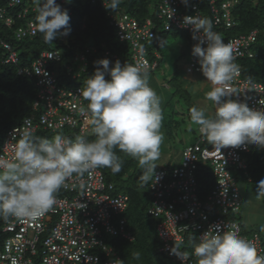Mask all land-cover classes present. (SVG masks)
I'll return each mask as SVG.
<instances>
[{
    "label": "built area",
    "instance_id": "2783aa9c",
    "mask_svg": "<svg viewBox=\"0 0 264 264\" xmlns=\"http://www.w3.org/2000/svg\"><path fill=\"white\" fill-rule=\"evenodd\" d=\"M65 2L60 0L57 12L65 10ZM235 3L237 0H161L158 6L161 31L176 29L192 37L186 74H204L214 93L235 100V106L215 110L212 126L198 128L196 140L181 151L178 166L156 169L151 175L147 215L156 220L157 253L169 264H264L260 237L244 236L240 224L230 219L241 210L233 173L240 171L250 181L246 156L251 147L264 151V71L263 81H251L237 65L240 59L256 58L253 45L258 30L212 45L202 29L200 4L210 12L213 27L231 29L236 26L231 17ZM108 5L109 1L102 3ZM35 10L30 0H6L0 7V29L10 31L18 41L36 36L38 27L27 18ZM107 16L117 40L130 46L133 81L138 74L155 70L160 53L155 50L150 61L142 47L155 37V23L150 19L139 23L128 14L115 12H107ZM0 51L6 56L2 64H17L16 50L1 34ZM96 53L100 60L85 86L61 84L58 69L63 59L56 47L42 51L30 66L17 70L18 76L34 80L36 99L33 115L8 129L0 146V171L20 169L22 183L17 206L2 228L6 237L0 264H122L108 239L134 241L123 218L128 197L114 195L113 185L105 181L102 171L109 161V132L88 111V103L101 96L107 69L115 64L116 56L103 44L99 48L91 45L75 50L62 68L67 83L82 82ZM115 107L111 105V109ZM235 107L242 109L240 121L226 139L224 119ZM40 131L60 135L37 144ZM200 166H208L214 179L203 199L198 195L196 177ZM258 191L264 196V174Z\"/></svg>",
    "mask_w": 264,
    "mask_h": 264
},
{
    "label": "trees",
    "instance_id": "16d2710c",
    "mask_svg": "<svg viewBox=\"0 0 264 264\" xmlns=\"http://www.w3.org/2000/svg\"><path fill=\"white\" fill-rule=\"evenodd\" d=\"M104 1H109L107 7L102 6ZM160 2L161 0H66L65 10L57 12L56 7L60 4V0H30L31 5H36V10L29 11L27 18L33 20L38 27L36 36L18 41L11 36L10 31L0 29L1 36L11 44L18 54L17 64H2L1 60L4 59L5 54L0 51V146L8 129L18 125L24 118L33 115L32 106L36 99L34 80L18 76L17 70L24 66H30L42 51L56 47L62 54L63 61L58 69V78H60L61 84L76 86L87 84L88 76L95 72L96 63L100 60L99 54L91 56V63L86 74L87 79L84 81L81 79L82 82L67 83L62 66L68 63L75 50L81 51L91 45L99 48L103 44L105 50L116 56L114 65L128 70L133 77L130 46L126 42L121 43L117 40L115 30L109 25L107 12L128 14L139 23H143L146 19L155 23V37L142 43L150 61L154 59L152 53L155 50L160 53L158 40L163 36L172 35L185 38L191 46L192 37L189 33L176 29L169 32L160 30V21L157 20ZM5 5L6 0H0V7ZM200 7L203 9L202 29L210 37L212 45L221 44L231 37L246 34L253 29L258 30L257 41L253 45L256 58L240 59L237 65L243 77L251 81H263L264 0H237L231 9V17L236 26L231 29L220 26L213 27L210 12L204 4H200ZM52 39H54V43H52ZM160 56L161 59L158 60L156 69L163 61L161 53ZM111 67L107 69V83L100 88L101 96L88 103V111L96 123L109 132V161L103 166L102 171L105 181L113 185V194H123L128 197V205L123 218L126 222V229L134 237V241L128 242L120 237H115L108 239V243L115 248L122 264H169L165 257L157 253L159 241L155 231L156 220L147 215L151 194L145 178L146 174L150 172V168L142 151L133 152L130 150L132 129L136 120V106L144 103L143 96L138 97L137 93L128 85L111 82ZM170 74L164 81L168 86L169 97L160 104L159 115L162 117L168 108L170 112V102L174 98H179L182 99L184 105V110L181 108V112H187L188 117L194 118L198 128L204 126L205 115H200L198 106L190 103L189 92L184 85H181L180 81L182 80L179 78L178 70L174 69ZM140 77H143V74H138L136 81ZM111 105H115V109H111ZM217 108L221 107H216L215 110ZM234 115L235 110L233 114L225 116L224 130H222V134L225 136L228 133L232 134L235 129L232 123ZM49 134L50 132L40 131L36 136L37 144L43 138L49 139ZM97 138L99 139V136ZM98 139L93 142L97 144ZM246 157V172L250 181L240 171H234L233 175L238 186L240 184L248 185L256 190L264 205V196L258 191L264 174V151L251 147ZM170 168L173 167L166 169ZM196 177L198 195L203 199L212 188L214 179L208 166H200ZM21 194V179H9L0 174V249L6 237L2 228L16 208ZM237 215L230 219L239 223ZM239 224L242 229L243 226L241 223Z\"/></svg>",
    "mask_w": 264,
    "mask_h": 264
},
{
    "label": "rangeland",
    "instance_id": "374dc122",
    "mask_svg": "<svg viewBox=\"0 0 264 264\" xmlns=\"http://www.w3.org/2000/svg\"><path fill=\"white\" fill-rule=\"evenodd\" d=\"M160 53L163 61L155 71L143 74L138 81H133L131 73L119 66L110 69V81L114 84L128 85L143 96L144 103L136 106V120L132 129L130 150L143 152L145 161L150 168L146 174L149 183L151 175L156 169L176 167L180 161L183 148L196 140L198 133L197 122L188 117L184 110L182 99L174 98L170 102V112H164L161 117L157 106L169 97V91L165 89L162 82L168 79L172 70L179 72L181 85L189 92L190 103L197 105L199 113L204 114L205 124L208 129L213 124V115L216 107L227 108L235 106V100L225 97L220 93H214L208 78L204 74L186 75L184 67L192 57L190 44L185 38L161 37L158 40ZM233 125L236 128L240 121L242 109L235 107ZM49 139H56L60 134L50 133ZM231 134H226V139ZM6 178L20 179V169H11L8 172L0 171ZM241 201L240 213L237 215L239 223L243 226V235L251 237L258 235L264 247V205L256 190L248 185H239ZM246 202V205H245ZM245 205V206H244Z\"/></svg>",
    "mask_w": 264,
    "mask_h": 264
},
{
    "label": "crops",
    "instance_id": "0c3cea01",
    "mask_svg": "<svg viewBox=\"0 0 264 264\" xmlns=\"http://www.w3.org/2000/svg\"><path fill=\"white\" fill-rule=\"evenodd\" d=\"M162 85H163V87H164L165 89H166V88L168 89V86L165 84L164 81L162 82ZM157 108H158V111H159V110H160V107L157 106ZM242 203H243V202L241 201V205H242ZM245 205H246V202H245ZM245 205H244V206H245ZM242 207H243V205H242Z\"/></svg>",
    "mask_w": 264,
    "mask_h": 264
}]
</instances>
